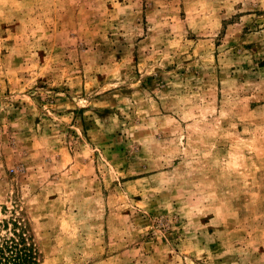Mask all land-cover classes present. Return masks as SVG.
Masks as SVG:
<instances>
[{
	"label": "rangeland",
	"instance_id": "rangeland-1",
	"mask_svg": "<svg viewBox=\"0 0 264 264\" xmlns=\"http://www.w3.org/2000/svg\"><path fill=\"white\" fill-rule=\"evenodd\" d=\"M39 264H264V0H0V231Z\"/></svg>",
	"mask_w": 264,
	"mask_h": 264
},
{
	"label": "trees",
	"instance_id": "trees-1",
	"mask_svg": "<svg viewBox=\"0 0 264 264\" xmlns=\"http://www.w3.org/2000/svg\"><path fill=\"white\" fill-rule=\"evenodd\" d=\"M40 253L26 221L11 218L0 231V264H39Z\"/></svg>",
	"mask_w": 264,
	"mask_h": 264
}]
</instances>
